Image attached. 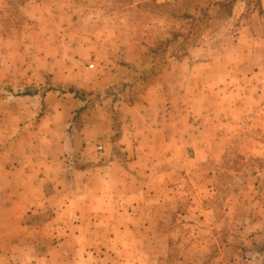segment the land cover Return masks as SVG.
I'll use <instances>...</instances> for the list:
<instances>
[{
  "label": "rangeland",
  "instance_id": "1",
  "mask_svg": "<svg viewBox=\"0 0 264 264\" xmlns=\"http://www.w3.org/2000/svg\"><path fill=\"white\" fill-rule=\"evenodd\" d=\"M128 132L182 176L152 215L113 240L31 210L0 264H264V0H0V154L61 142L75 186Z\"/></svg>",
  "mask_w": 264,
  "mask_h": 264
},
{
  "label": "crops",
  "instance_id": "2",
  "mask_svg": "<svg viewBox=\"0 0 264 264\" xmlns=\"http://www.w3.org/2000/svg\"><path fill=\"white\" fill-rule=\"evenodd\" d=\"M156 90L158 91V88ZM149 93L150 90L143 96L144 102H147L145 97H148L146 95ZM158 94L160 95L159 92ZM144 124L149 125L145 122ZM128 134L129 136H124L117 142L125 146L121 151L127 153V168L112 162L110 167L83 169L78 172L81 181L75 186L69 184L73 180H65L68 170L63 167L61 156L64 147L61 142L58 155L54 157L45 152L47 155L43 159L38 158L39 163L36 166L32 159L28 158H22L21 161L16 158L12 162L11 151L0 154V256L13 255L16 250L23 248L19 246V231L22 229L20 225L31 210L56 207L58 212L56 218H53L54 223H75L79 234L83 227L89 224L91 227L100 228L104 233L113 234L110 237H113V240L117 238L116 235L122 234L121 228L125 232V225H130L131 222L126 221L125 217L135 222L138 211L141 213L138 218L150 217L151 209L159 203V200L153 198L155 195L152 192L166 194L173 191V187L169 188L173 184H168V180L182 176L173 169L163 167L162 162H157L159 160L149 159L151 168L146 167L142 151L136 160L130 162L133 137L129 132ZM47 139L51 143L56 141L52 137ZM136 141L138 140L134 139L139 148H142L143 141ZM12 145H15V141L9 144V148ZM166 161L165 159L163 162ZM91 175L100 176L94 185L87 182ZM151 180L152 182H149ZM181 188L182 185L175 186L176 191ZM129 209L132 210L131 213ZM111 210L112 212H109ZM122 253H125V250H122Z\"/></svg>",
  "mask_w": 264,
  "mask_h": 264
},
{
  "label": "built area",
  "instance_id": "3",
  "mask_svg": "<svg viewBox=\"0 0 264 264\" xmlns=\"http://www.w3.org/2000/svg\"><path fill=\"white\" fill-rule=\"evenodd\" d=\"M102 150H103V148L101 146H98L96 148V152L99 153V154H102Z\"/></svg>",
  "mask_w": 264,
  "mask_h": 264
}]
</instances>
